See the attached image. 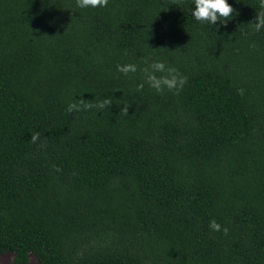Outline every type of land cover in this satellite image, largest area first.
Masks as SVG:
<instances>
[{"label": "trees", "instance_id": "16d2710c", "mask_svg": "<svg viewBox=\"0 0 264 264\" xmlns=\"http://www.w3.org/2000/svg\"><path fill=\"white\" fill-rule=\"evenodd\" d=\"M227 2V24L212 25L194 0H0L9 264H264V9ZM157 61L187 77L182 89L148 85Z\"/></svg>", "mask_w": 264, "mask_h": 264}, {"label": "clouds", "instance_id": "9594fccd", "mask_svg": "<svg viewBox=\"0 0 264 264\" xmlns=\"http://www.w3.org/2000/svg\"><path fill=\"white\" fill-rule=\"evenodd\" d=\"M109 0H76V5L79 8H104L107 7ZM194 10L192 16L195 21L200 23H209L216 25L221 20L225 21L223 24H227V21L234 13L233 7L227 2V0H194ZM260 8L264 9V0H260ZM255 31L259 32L264 28V11L257 14L256 22L253 23ZM149 68H144L142 71L145 73L146 82L148 85L155 89L157 92H163L165 89L169 91H179L183 88L187 82V77L182 76L179 71L174 67L166 66L164 62H153ZM117 71L128 75L129 73H136L138 71L136 64L117 65ZM156 73H162L157 76ZM143 84L138 85L137 90H142ZM240 94H243V89L239 90ZM112 105V98L103 99L97 104H93L91 101H85L83 99L74 101L68 105L67 111L69 113L73 111L88 110L92 107H96L99 110H105ZM129 104L125 103L121 108L123 114L128 115ZM40 134L35 133L31 136V142L36 143ZM58 167L56 171H60ZM211 230L216 232H223L224 235H228L229 229L222 227L215 219L209 223Z\"/></svg>", "mask_w": 264, "mask_h": 264}, {"label": "rangeland", "instance_id": "374dc122", "mask_svg": "<svg viewBox=\"0 0 264 264\" xmlns=\"http://www.w3.org/2000/svg\"><path fill=\"white\" fill-rule=\"evenodd\" d=\"M14 254L12 251H6L0 253V264H9L12 262ZM25 264H38L36 257L33 254L29 255V258Z\"/></svg>", "mask_w": 264, "mask_h": 264}]
</instances>
